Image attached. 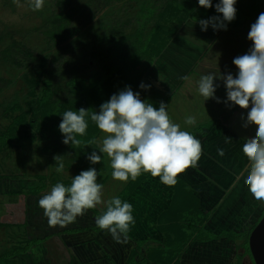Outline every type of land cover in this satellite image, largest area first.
Returning <instances> with one entry per match:
<instances>
[{
  "label": "rangeland",
  "instance_id": "obj_1",
  "mask_svg": "<svg viewBox=\"0 0 264 264\" xmlns=\"http://www.w3.org/2000/svg\"><path fill=\"white\" fill-rule=\"evenodd\" d=\"M176 1L45 0L42 10L32 11L28 6V0H20L19 7L14 0H0V136L12 123H15V119H24L19 125L16 124L19 138L13 140L9 137L12 146L2 148L3 151L0 149V264L115 263L113 260L115 252L111 247L113 239L107 231L101 230L98 235L93 236L84 235L80 240L73 234L80 235L85 230L75 233L61 232L66 226H88L89 219L83 223L79 222L80 219H87L86 216L77 217L76 222L66 226L49 225L43 209L38 205L39 199L57 182L64 184L71 182L72 177L78 175L84 165L83 161L74 158V155L73 158L71 157L72 154L67 151L69 149L67 147L62 151L63 153L52 151L50 146L54 139L49 129L45 133L37 132V128L29 126L26 121L32 119L33 111L37 108L40 110L41 102L46 101L41 117L49 122L62 121V114L65 111H77L81 107L98 112L100 105L116 93L114 89L123 90L126 86H131L134 92H140L141 99L152 103L154 107L158 108L160 101L170 104L167 107L169 116L174 123L181 125L182 130L200 131V128H205L210 121H213L209 128L195 135L202 142L203 147L198 165L178 176V179L186 182L189 189L199 193L203 212L208 215L205 227L212 231L207 237L210 236L213 240L191 242L182 251L180 257L170 256L161 249L158 254L155 253V262L158 264H254L252 255H239L243 252L238 249L239 240L228 239L225 235L217 239L213 232L222 230L227 234L229 233L227 230H234V238H236V231L238 234L244 233L256 221L258 224L264 216V201L254 199L244 183L249 162L242 152V147L245 137L254 135L255 126L247 129L242 127L244 121L241 116L246 118V110L239 106H226L223 102L217 103L215 99L205 100L198 93V80L201 75L216 73L218 68L222 73L230 71L233 75L236 74L237 69L232 61L236 56L245 54L251 47L247 35L254 21L250 19L246 23V28L230 27L240 33L235 36L228 34L229 38L225 41L237 39L242 40L241 44H232L229 48H225L227 43L224 42L221 49L212 45L204 57L191 67L192 73L184 87L176 89V92L171 87L173 91L168 88L171 92L161 93L163 92L161 88L166 84L158 80L156 70L152 67L153 58L135 64V69L140 73V78L135 83L133 79L136 72L134 73L133 70L129 72L126 69V61L122 59V55L123 53L130 55L129 48L134 44L139 45V37L149 34L157 28V25L164 27L161 30L162 37L170 42L169 40L181 26L180 20L184 18L185 22L191 19V16H199L198 13L178 12ZM189 1L194 2L198 10L207 11V14L214 10L215 15H220L215 11V4L219 0H212L213 7L209 9L200 7L198 0ZM254 2L255 0H237L235 6L247 12ZM53 30L56 34L55 41L51 37ZM135 55L132 53L131 58ZM42 58L47 62L43 67L44 73L41 72V64H39ZM46 70H49V73H46ZM47 75L51 77L52 83L54 80L58 81L55 87L52 86L50 91H47L48 94L42 86L32 87L33 77L44 81ZM73 77L80 81L78 83V80H75L78 86L71 84L74 81ZM192 80L195 82L191 83ZM141 82L150 84V90L140 89ZM95 83L98 91L96 93L88 91V88ZM216 83L220 86L215 96L223 101L226 99L225 87L222 81L217 80ZM190 115L196 117L195 125L184 123L185 118ZM104 135L96 128L91 139L92 151L99 152ZM225 137H231L232 141L225 143ZM218 148L224 149L225 155L220 156L217 152ZM78 154L83 156L82 152ZM56 155L63 156L62 173L56 172L54 160ZM101 155L102 162L96 165L100 174L104 175L101 177L104 178L107 177L106 174L111 167L106 155L103 153ZM107 182L108 184L102 189L105 207L106 202L115 197L114 194L125 185V182L113 179L112 175ZM41 184L48 186V189L39 194L16 197L21 194L19 191L22 188L30 189ZM171 188L172 186L161 183L159 177L151 176L148 180H144L139 193L135 191L131 195L128 191L125 192L127 195L130 194L125 201L132 204L135 219V224L129 232L131 236L140 238L139 241L143 242L147 237L149 238V232H157L155 227H149L148 223L141 220V215L150 212L147 209L152 206L154 209L159 207L155 203L157 200L151 199L156 197L157 191L159 198H164L163 195L167 197ZM104 191H108V194L106 195ZM99 206L101 205L97 207ZM26 215L30 218L28 224L22 221V217ZM153 220H155L154 215ZM172 220V224L185 228L184 225L182 226L186 221L184 218L173 216ZM166 222L164 221L160 226L164 234L162 241L152 243V246L159 244L161 246L171 236L169 233H174ZM167 228L169 233L166 234ZM143 231L147 232L146 237L142 235ZM85 236L90 239H85ZM129 239L133 240L132 237ZM88 240L92 241V249L89 247L90 244L88 245ZM114 242L115 246L119 244ZM146 244L141 243V247L146 248ZM127 245L129 246L127 251L131 254V250L136 248L134 240L129 243L127 241L125 246ZM23 249L28 250L24 252ZM90 249L92 251L94 249V252L87 256V251ZM133 258L135 260L133 264L141 260V256L139 258L133 256ZM150 260L153 262V258Z\"/></svg>",
  "mask_w": 264,
  "mask_h": 264
},
{
  "label": "clouds",
  "instance_id": "obj_2",
  "mask_svg": "<svg viewBox=\"0 0 264 264\" xmlns=\"http://www.w3.org/2000/svg\"><path fill=\"white\" fill-rule=\"evenodd\" d=\"M17 6L20 0H14ZM237 0H219L215 11L220 15L198 21L202 31L209 26L214 30H227L228 23L236 19ZM45 0H28L32 11L42 10ZM200 7H213L212 0H198ZM247 39L251 47L243 54L236 56L232 63L237 72L222 73L218 68L216 73L209 72L200 76L198 93L205 98L223 102L226 106H239L246 110V118L242 127L247 129L255 126V133L245 137L242 152L249 165L244 179L254 199L264 201V12L250 26ZM222 81L226 90V99L221 101L215 96L220 86L216 81ZM140 89L150 90L151 85L141 82ZM168 104L159 102V107L141 99L140 92H134L131 86H126L118 93L103 102L99 111L81 107L77 111L67 110L62 114L59 130L63 134V143L79 146L78 136L86 134L89 123L93 122L104 133L99 152L93 150L87 159L91 164L102 162L101 153L110 161L113 179L127 182L135 181L142 173L159 177L166 186H175L178 176L189 168L198 165L203 154L202 142L189 131L182 130L181 125L174 123L167 111ZM195 116H187L184 123L196 124ZM231 137H225V143H230ZM220 156L225 155L224 149H217ZM56 172L64 171L63 156H54ZM96 168L90 167L72 177L69 186L57 182L47 194L43 195L38 205L44 211L50 226H66L74 223L77 217L85 215L86 210L104 204L102 189L98 183ZM97 227L110 233L117 243L126 242L131 227L135 224L133 206L112 197L106 202V210L95 218Z\"/></svg>",
  "mask_w": 264,
  "mask_h": 264
},
{
  "label": "trees",
  "instance_id": "obj_3",
  "mask_svg": "<svg viewBox=\"0 0 264 264\" xmlns=\"http://www.w3.org/2000/svg\"><path fill=\"white\" fill-rule=\"evenodd\" d=\"M177 11L181 12V11H187L190 14L193 13H198L199 16H191V19L199 21L201 19H208L211 16H215V13H213V11H210L209 14H207V11H201L198 10L197 7L195 6L194 2L189 1V0H177ZM263 5H264V0H255V2L252 4L251 8L249 9V11L245 12L242 10V8H239L238 6H235L237 9V14H236V19L233 20L231 23H228L227 27H237V26H241V27H245L246 28V23L250 20L253 19V21L255 22L258 15L260 13L263 12ZM184 18L182 20H180V24L182 25L184 23ZM180 26V25H179ZM181 27V26H180ZM163 26L157 25V28L153 31H151L149 34H145L144 36H140L139 37V45L134 44L131 48H129L131 54L130 55H126L127 53H123L122 55V59H124L126 62V69L131 72V70H133V72L135 74L134 76V81L136 83V80H138L140 78V73L138 72L137 69H135V64L139 61V63L141 61H143L144 59H148L151 60V58H153L154 60L163 52L164 48L167 46V42L168 40H165L162 37V33L161 30L163 29ZM51 37H53V40H56V34L54 32V30L51 32ZM136 54L133 58H131V55ZM153 60V62H154ZM39 64H41V72H45L43 67L47 64L45 58H42L39 60ZM138 72V73H137ZM46 73H49V70H46ZM96 75V74H95ZM95 75H92L95 76ZM91 77V78H92ZM53 78V77H52ZM45 80L42 81L40 79H37V77H33V81H32V87H37V86H42L43 90L45 89L46 92L50 91V89L52 88V86L57 85L58 81L56 82L54 80V83H52V79L50 76L47 75V78H44ZM40 80V81H39ZM51 80V81H48ZM72 81V85L73 86H78V83H80V81L78 79H76V77H73ZM75 80H78V83L75 82ZM81 81L83 79H80ZM97 80V78L95 79V81ZM45 83V85L43 84ZM49 83V84H48ZM57 83V84H56ZM55 87V86H54ZM172 87V86H171ZM175 87V86H174ZM34 88V90H35ZM97 85L96 83L92 86L88 88V91H92L95 92L98 91L97 90ZM54 91L56 90L55 88L53 89ZM116 93H118L120 90L118 89H114ZM117 90V91H116ZM36 91V90H35ZM173 91V89L171 90ZM169 91V92H171ZM48 94V92H47ZM46 97V96H45ZM42 100V98H41ZM47 102V101H46ZM46 102H41V107L40 110L35 109L33 111V116L32 119L26 121L29 126L31 127H36L37 128V132H46L47 129H49L51 136L54 139V142L52 143V146H50V148L52 149V151L54 152H62L64 151L65 147L69 148L67 151H69L72 155L71 157L74 158L77 157V159L83 161V165L84 167L82 168V170L79 171V173L83 170H87L90 167H94L97 169V171L99 172V169L97 168V165H93L91 164V162L87 159V156L91 154L92 150H91V144H92V138L93 135L95 134L96 128L97 126L92 123L88 118V129L86 131V134L90 135L89 137H85L83 136H78L77 138L81 140V144L79 146H73V145H66L64 144L62 141L64 139L63 134L60 132L59 130V124L61 123V121L59 122H53V121H45L44 119H42V109L45 108L46 106ZM166 103V101H164ZM40 103V102H39ZM38 103V104H39ZM38 106V105H37ZM20 117V116H19ZM15 123L11 124L8 128V130L2 135L0 136V149L2 150V148H9L12 145L9 143L10 139L9 137L13 138V140H16L19 138V129L16 127V124L19 125V123L23 122L22 119H15ZM213 123V121H210L211 125ZM209 125L206 126L205 128H200V131L197 129L192 130V132H190L191 134H193L194 136L196 135L197 132H203V130L209 128ZM36 132V133H37ZM3 151V150H2ZM82 152L83 156H80L78 153ZM63 153V152H62ZM71 158V159H72ZM73 160V159H72ZM111 172L112 169L109 171V173H107V177L102 179V184H104L107 179L111 176ZM78 173V174H79ZM101 174L100 176H98V183H100V178H101ZM150 174L148 173H142L135 181H132L131 179L125 183V185H123L122 187H120V194L118 195L119 198H121L122 201L127 200L128 196L131 194H133L135 191L140 190L142 183L144 182V180L150 178ZM71 182L69 183H65L66 186H69ZM172 194L170 196V203H169V207L166 210H163L162 212H160V219L161 222L163 223L164 221L166 222V225L168 227H171L173 229L172 233H169V228H167V233H169L171 236H169L168 239H166V242L164 244H162L160 246H152V247H148L146 252H142V247H141V243H145V241L141 242L139 241L140 238H134L133 236H131L130 234H128L129 237H132L134 242H135V246L136 248L132 249V252L129 256V259L127 260L126 264H128L130 262V264H133L135 262L133 256H139L142 253L141 256V260L137 263V264H153L155 262V253H159V250H163L165 253H168L170 256H174L177 255L180 257V255L182 254V251H184V249L186 248V246L188 244H190L191 242L194 241H211L213 239H211L210 236L207 237V235H209V231L208 229H206V225H205V220L207 219V214L205 215V213L203 212L202 209V200L200 198L199 193L196 190L193 189H189L186 185V182L183 179H178V182L175 186H172ZM45 189H48V186L41 184V185H37L33 188L30 189H25L22 188L19 193H21L20 195H16V197H20L21 195H35V194H39L41 192H43ZM122 191V192H121ZM129 192L130 194H126L125 192ZM13 196V195H12ZM15 196V195H14ZM25 210V206L23 208V212ZM106 210L105 208H93V209H89L86 210V213L84 216L87 217L84 219H80V223H83L85 220H88L87 225L85 227H77L75 225L69 227L66 226V229H63L61 232L62 233H75V232H82V231H88V230H93L96 232H100L101 229H99L95 223V218L99 215H101L104 211ZM37 212V211H36ZM89 216V218H88ZM173 216H179L181 218H184L186 221L183 222L182 226L184 225L185 228L182 227H177L175 224H172L173 220L172 217ZM187 216V217H186ZM22 221L24 224H28L30 223L29 217L26 215V217H22ZM21 221V222H22ZM73 224V223H71ZM257 224L254 223L248 230H245L244 233L240 232L238 234V232L236 231V238H234V230H227L229 231V233H223L222 230H220L219 232H213V235L215 236V238H220L223 235L227 236L228 239L231 240H239L240 243L238 245V249H241L243 252L241 254H239L240 256H244V255H249L251 256V251H250V247H249V236L251 233V230L255 227V225ZM75 229H77L75 231ZM159 232H163L161 230L160 227L157 228ZM177 235V237L174 236ZM226 237V238H227ZM241 237H244L243 239ZM138 239V240H137ZM34 240V239H32ZM147 240V239H146ZM25 250L24 252H26L28 249H23ZM138 252V253H137ZM153 258V262L152 260H150L151 258ZM139 258V257H138ZM150 261V262H149ZM155 264H158L155 262Z\"/></svg>",
  "mask_w": 264,
  "mask_h": 264
},
{
  "label": "crops",
  "instance_id": "obj_4",
  "mask_svg": "<svg viewBox=\"0 0 264 264\" xmlns=\"http://www.w3.org/2000/svg\"><path fill=\"white\" fill-rule=\"evenodd\" d=\"M239 33L240 32H238L236 29H231L230 27H227V30H216V31H214L210 27L208 28L207 31H202L198 21L193 20V19H188L187 21H185L181 25V27H179V29L177 30L175 35L171 38V40H169L170 42H168L163 52L153 62L152 67L155 68L156 70V76L158 77V80L166 84L163 88H161V90L163 91L161 93H165V94L169 93L168 88L172 90L171 84H174L172 85V87L173 89H175V92H176V89L178 90L184 87V84L187 83L186 81H188L187 79L190 78V75L192 73L193 68L191 69V67L192 66L194 67L198 63V61H200L204 57L206 51H208L212 45L217 46L218 49H221L223 48L224 42L225 44L227 43V45H225V48H229L230 45L232 44L233 45H238V43L241 44L242 40L238 41L237 39L235 40L231 39L233 42H231V40L227 42L225 41L229 38L228 34H233L235 36V34H239ZM233 35H232V38H233ZM239 39H241L240 35H239ZM209 66H216V64H209ZM174 74H176V76H174ZM162 76H164V78H161ZM192 82H195V81L192 80L191 83ZM169 105L170 104H168V106ZM102 179L103 178L101 177L100 183L102 182ZM107 181L103 185L106 186L108 184ZM119 191L114 194L115 197H118V195L120 194ZM104 192L106 195L108 194V191H104ZM137 192L139 193L140 190H137ZM168 192L169 193L167 194V197L164 194L163 195L164 198H159V195H158L159 192L157 191L156 192L157 194L155 193L156 197L154 196L151 199L153 201L157 200V202L155 203H156V206H159V207H156L154 209V206H152V208L147 209L150 212H148L147 214L144 213L141 215L142 221L148 223L149 227L153 226L157 230V232H154V233H151L152 231L149 232L150 236L149 238L147 237V240L145 241V243H147L146 248L145 246L142 247V252H146L148 247H152V243L153 244L159 243L160 241H162L164 237L163 232H159L157 228L163 225L160 219L161 217L160 212H162L163 210H166L169 207L170 196L172 194V188H171V191H168ZM103 205H105V203L101 204V206H99L98 208H104L105 206ZM153 215H154L155 220H153ZM84 233L80 235L73 234V236L76 237V239L80 240L81 236L84 237V235H89V236H93L95 234L98 235L99 232L88 230V231H85ZM145 233L147 234V232L143 231L142 235L146 237ZM85 237H86L85 239H90V237L89 238H87V236ZM65 239L67 240V238ZM127 241L128 243L129 241L133 242L132 239H129L128 235H127L126 242L119 243L116 246L113 245V243H115L113 240L111 244L112 250L113 252H115L113 256L114 257L113 260L115 261V263L113 264H126L130 256L129 251H127L129 249V246H128L129 244L125 246V243H127ZM91 242L92 241L88 240V245L90 244L89 245L90 248L92 247ZM68 245L71 246V244H68ZM91 249L87 251L88 253L87 256L88 255L90 256L94 252V249L93 251ZM139 256H142V253ZM109 264H112V263H109Z\"/></svg>",
  "mask_w": 264,
  "mask_h": 264
},
{
  "label": "water",
  "instance_id": "obj_5",
  "mask_svg": "<svg viewBox=\"0 0 264 264\" xmlns=\"http://www.w3.org/2000/svg\"><path fill=\"white\" fill-rule=\"evenodd\" d=\"M249 246L254 264H264V216L252 230Z\"/></svg>",
  "mask_w": 264,
  "mask_h": 264
},
{
  "label": "flooded vegetation",
  "instance_id": "obj_6",
  "mask_svg": "<svg viewBox=\"0 0 264 264\" xmlns=\"http://www.w3.org/2000/svg\"><path fill=\"white\" fill-rule=\"evenodd\" d=\"M29 220H30V218H29ZM63 229H66V227H64ZM63 229H62V230H63ZM43 236H45V234H43ZM67 246H68V245H67Z\"/></svg>",
  "mask_w": 264,
  "mask_h": 264
}]
</instances>
